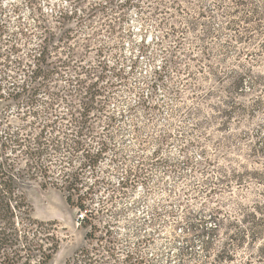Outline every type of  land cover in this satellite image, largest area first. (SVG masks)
Segmentation results:
<instances>
[{
  "label": "rangeland",
  "instance_id": "obj_1",
  "mask_svg": "<svg viewBox=\"0 0 264 264\" xmlns=\"http://www.w3.org/2000/svg\"><path fill=\"white\" fill-rule=\"evenodd\" d=\"M251 2L260 27L237 42L228 22L247 10L229 0H0L2 127L103 149L85 169L49 152L55 176L78 174L84 209L23 189L59 227L51 264H242L255 250L264 0Z\"/></svg>",
  "mask_w": 264,
  "mask_h": 264
},
{
  "label": "trees",
  "instance_id": "obj_2",
  "mask_svg": "<svg viewBox=\"0 0 264 264\" xmlns=\"http://www.w3.org/2000/svg\"><path fill=\"white\" fill-rule=\"evenodd\" d=\"M229 1L235 11L247 10L238 19L228 22L229 29L237 34V42H241L258 30L260 18L252 0ZM241 83L242 77L235 80L234 89H238ZM41 135H32L24 125L2 127L0 124V264H51L59 251L61 240L57 223L39 221L34 217L24 187L31 183H37L42 189L53 187L64 193L69 206H76L79 210L85 208V200L76 186L78 174L60 169L59 175L55 176L48 163L49 152L66 147L74 154L72 156L82 155L79 168L85 169L96 165L103 149L100 147L93 154L89 146L80 142L46 143ZM258 213L261 229L251 228L247 235L248 245L252 244L255 250L242 264H264V205ZM83 255L84 249L75 253V257Z\"/></svg>",
  "mask_w": 264,
  "mask_h": 264
},
{
  "label": "built area",
  "instance_id": "obj_3",
  "mask_svg": "<svg viewBox=\"0 0 264 264\" xmlns=\"http://www.w3.org/2000/svg\"><path fill=\"white\" fill-rule=\"evenodd\" d=\"M85 220V215L83 213H80V215L77 216V222H84Z\"/></svg>",
  "mask_w": 264,
  "mask_h": 264
}]
</instances>
